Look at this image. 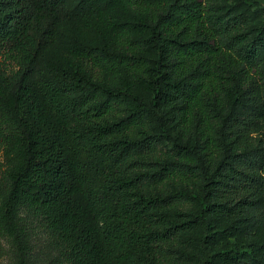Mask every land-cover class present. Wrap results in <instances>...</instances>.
<instances>
[{
    "label": "trees",
    "instance_id": "16d2710c",
    "mask_svg": "<svg viewBox=\"0 0 264 264\" xmlns=\"http://www.w3.org/2000/svg\"><path fill=\"white\" fill-rule=\"evenodd\" d=\"M263 117L251 0H0V237L26 264L30 212L62 264H264Z\"/></svg>",
    "mask_w": 264,
    "mask_h": 264
},
{
    "label": "rangeland",
    "instance_id": "374dc122",
    "mask_svg": "<svg viewBox=\"0 0 264 264\" xmlns=\"http://www.w3.org/2000/svg\"><path fill=\"white\" fill-rule=\"evenodd\" d=\"M254 7L264 10V0H251ZM257 140L264 146V117L258 125L255 133ZM24 226L27 233L26 264H62L59 257L55 240L49 231L43 229L39 224V218L30 212L24 214ZM224 221L220 226H225ZM221 241L233 242L228 236L220 238ZM0 244L3 246L5 254L0 259V264H17L15 248L11 241L5 237H0ZM212 249L210 248L209 251ZM230 264H249L245 258H236Z\"/></svg>",
    "mask_w": 264,
    "mask_h": 264
}]
</instances>
